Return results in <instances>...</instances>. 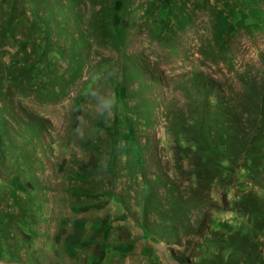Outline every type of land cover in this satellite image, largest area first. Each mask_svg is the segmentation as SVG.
<instances>
[{"label": "rangeland", "instance_id": "1", "mask_svg": "<svg viewBox=\"0 0 264 264\" xmlns=\"http://www.w3.org/2000/svg\"><path fill=\"white\" fill-rule=\"evenodd\" d=\"M112 4L0 0V264H264V0Z\"/></svg>", "mask_w": 264, "mask_h": 264}, {"label": "crops", "instance_id": "2", "mask_svg": "<svg viewBox=\"0 0 264 264\" xmlns=\"http://www.w3.org/2000/svg\"><path fill=\"white\" fill-rule=\"evenodd\" d=\"M200 0H113L112 8V21L116 23V29L122 32L128 28L129 20L132 18V23L137 24L132 26V39L136 38L138 29L142 27H155L160 26V30L153 37L160 35L167 25L175 27L179 21L184 22L187 20L190 12L195 11L194 7ZM139 15V16H137ZM123 21L127 24L122 25ZM156 24V25H155ZM24 214L19 213V218ZM0 223L3 230L8 232L10 220L8 219V207L3 210ZM6 217V220H5ZM24 221V219H22ZM25 230L27 228L25 227ZM21 235L22 232L19 231ZM14 234V233H13ZM9 234L8 236H13ZM6 238L5 236H3Z\"/></svg>", "mask_w": 264, "mask_h": 264}, {"label": "trees", "instance_id": "3", "mask_svg": "<svg viewBox=\"0 0 264 264\" xmlns=\"http://www.w3.org/2000/svg\"><path fill=\"white\" fill-rule=\"evenodd\" d=\"M211 107V108H210ZM211 109H213V111H215V117H217V115L220 117L221 116V114L222 113H224L223 112V110H220V109H218V108H216L215 106L213 107L212 105H211V102H210V100H207V103H206V108L205 109H203V110H206V111H210ZM222 126H220V130L221 129H223V128H221ZM251 140H249L248 139V145H247V150L249 151V152H251V148H252V146L253 147H257L259 144H260V140H253V141H251ZM225 142H222V141H220L219 142V144L222 146V147H225V144H224ZM201 151V153L202 154H204V156L206 157V158H210V157H212L214 154H215V151H209V150H206L205 148H203L202 150H200ZM253 153V152H252ZM257 154H259L260 155V160H261V162H263L264 161V154H260L259 152H257ZM232 155V154H231ZM232 156H234V155H232ZM250 157H252V156H250ZM229 159V158H228ZM261 166H262V164H261ZM263 170H264V167H263ZM253 175H255V174H253ZM258 175V174H257ZM257 175H255V177H253V176H249L248 177V179H250V181H251V183L252 184H256L257 185V187L260 189V190H262L263 192H264V175L263 176H260V174L257 176ZM258 179H260V180H258ZM123 202V201H122ZM137 221V220H136ZM143 225L148 229V231H150L149 230V228L146 226V224L145 223H143Z\"/></svg>", "mask_w": 264, "mask_h": 264}]
</instances>
